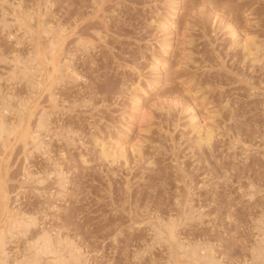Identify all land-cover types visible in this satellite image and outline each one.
<instances>
[{"label":"rangeland","instance_id":"obj_1","mask_svg":"<svg viewBox=\"0 0 264 264\" xmlns=\"http://www.w3.org/2000/svg\"><path fill=\"white\" fill-rule=\"evenodd\" d=\"M0 121L8 264H264V0H0Z\"/></svg>","mask_w":264,"mask_h":264},{"label":"bare ground","instance_id":"obj_2","mask_svg":"<svg viewBox=\"0 0 264 264\" xmlns=\"http://www.w3.org/2000/svg\"><path fill=\"white\" fill-rule=\"evenodd\" d=\"M173 15H175V14H173ZM169 23V22H168ZM162 25H164V26H166L165 24H162ZM173 25V24H172ZM171 26V25H170ZM170 26H167V27H169L170 28ZM163 27V26H162ZM232 27V30H233V32L234 33H236V32H238L237 31V29H235V27L234 26H231ZM165 28V27H164ZM173 28V27H172ZM30 29V28H29ZM166 29V28H165ZM231 30V31H232ZM30 31V30H29ZM61 37V36H60ZM248 38V37H247ZM246 38V41L244 42V44L245 45H248V42H249V39H251L252 37H250L249 39H247ZM51 40L52 41H54V40H56L55 38H54V40L51 38ZM59 40V39H58ZM248 41V42H247ZM251 41H254L253 39H251ZM55 42H59V41H54V42H52L51 44V46L53 47H51L52 49H51V51H53V49L55 48V46H56V43ZM167 42V41H166ZM82 43V42H81ZM252 43V42H251ZM166 44V43H165ZM164 44V45H165ZM171 44H172V40H169V42L166 44V51H167V49H169L170 47H171ZM252 44H254V43H252ZM59 45V44H58ZM244 45V46H245ZM250 46V45H249ZM249 46H247L248 47V49H250V47ZM254 46H256V45H254ZM58 49H59V47H58ZM45 50V49H44ZM56 50V49H55ZM50 51V50H49ZM57 52V51H56ZM52 52H48V55L49 54H51ZM58 54V53H57ZM42 56V55H41ZM49 57H50V55H49ZM36 59V58H35ZM41 60L43 59V58H40ZM40 59H39V61H40ZM34 61V60H33ZM44 61V60H43ZM53 61V60H52ZM52 63V62H51ZM54 65V64H53ZM167 65V63L165 62V61H157L156 60V62H155V67H157V68H162V67H165ZM167 68H168V66H167ZM164 70L166 69V68H163ZM162 69V70H163ZM170 69V68H169ZM167 71H168V69H167ZM166 71V72H167ZM51 77V76H50ZM53 80V79H52ZM39 84V83H38ZM37 85V84H36ZM138 100V99H137ZM139 101V100H138ZM138 101H137V103H138ZM141 101V100H140ZM136 103V104H137ZM140 103V102H139ZM135 104V103H134ZM141 104V103H140ZM26 105H27V103H26ZM23 106H25V104L23 105ZM141 109V107L139 106V105H137V108L135 109V112H138L139 110ZM25 110V109H24ZM133 110V109H132ZM28 111H29V109H28ZM142 111V110H141ZM140 111V115H142V112ZM22 113V112H21ZM22 115H23V113H22ZM30 115V114H29ZM20 117H21V115H20ZM19 117V118H20ZM29 117V116H28ZM143 117V116H142ZM134 119V118H133ZM143 119V118H142ZM20 120H21V118H20ZM19 120V122H21ZM23 120V119H22ZM40 122V121H39ZM16 123H18V122H16ZM16 123H14V124H16ZM27 124H28V122H27ZM13 126V125H12ZM12 126H10V127H12ZM16 126V125H15ZM19 126V125H18ZM28 126V125H27ZM26 126V127H27ZM17 127V126H16ZM25 127V126H24ZM23 127V128H24ZM26 127H25V129L24 130H26ZM30 129H32V128H30ZM37 129V128H36ZM11 130H13L14 131V129H11ZM10 129L8 130V131H10V134L13 132V131H11ZM4 131H6V126L4 125V123L2 122V121H0V137L2 136V133L4 132ZM24 133L25 132H27V130L26 131H23ZM21 133V132H20ZM24 133H21L22 134V136H21V134H20V136L18 137L19 139H21L22 137H24L23 136V134ZM37 133H39V132H37ZM36 133V134H37ZM8 134V133H7ZM9 134V135H10ZM34 133H31V135H33ZM26 135V134H25ZM30 135V134H29ZM4 136V135H3ZM27 136V135H26ZM34 137V139H37L36 138V135L34 134L33 135ZM209 133L207 134V136L206 137H201V139L203 138V140H207L209 137ZM21 137V138H20ZM26 138V137H25ZM6 139V138H5ZM18 140V139H17ZM21 141V140H20ZM34 141V140H33ZM39 142V141H38ZM6 143H7V140H6ZM5 143V144H6ZM39 144H41V143H39ZM6 147H7V144L5 145ZM40 146V145H39ZM39 146H37V147H39ZM106 146V145H105ZM103 151L104 152H106L107 151V149H105V147L103 148ZM107 153V152H106ZM10 157V156H9ZM9 161V160H8ZM4 165V164H3ZM8 165V164H7ZM4 168V167H3ZM5 170V169H4ZM1 175V174H0ZM6 176H4V178H5ZM58 181H60L61 182V180H58ZM5 182V181H4ZM8 188V187H7ZM1 189V188H0ZM8 190V189H7ZM8 192V191H7ZM9 193V192H8ZM10 195V194H9ZM8 195V196H9ZM10 197V196H9ZM9 201V200H8ZM2 204V203H1ZM8 204V203H7ZM10 204V203H9ZM4 205V204H3ZM3 207V206H2ZM1 207V208H2ZM11 209V208H10ZM7 210V209H6ZM12 210H13V208H12ZM10 212V211H9ZM12 212V211H11ZM15 213V212H14ZM17 213H19V212H17ZM10 215V214H9ZM18 215V214H17ZM20 215V214H19ZM22 215V214H21ZM27 215V214H26ZM5 216V215H4ZM24 216V215H23ZM25 217V216H24ZM32 217V216H31ZM6 219L7 220H11V222H9V223H11V224H9V226H11V229H15V230H18V232H20V235H21V233H25V234H27L26 233V231L28 230L29 231V227H31V225H33V224H35V221L34 220H29V221H27V220H24V219H21V218H14V219H9V218H7L6 217ZM31 219V218H30ZM32 219H34V217L32 218ZM36 220V219H35ZM2 222V221H1ZM4 223V222H3ZM172 224H174V223H172ZM8 225V224H7ZM36 225V224H35ZM166 225H168V224H166ZM165 225V226H166ZM8 226V227H9ZM167 228L166 229H168V233H170V236H172V239L171 240H173V235H174V225H169V226H166ZM9 229V228H8ZM7 229V230H8ZM157 232L161 235L162 234V231L160 230V229H157ZM6 233H8V232H6L4 229H0V264H8V262H6V260L4 259V255L5 256H8L9 254L7 253V255H6V251H5V245L7 244L6 242H8L7 240H6V236H8V234L10 235V232L8 233V234H6ZM13 233V232H12ZM24 234V235H25ZM23 235V234H22ZM36 237H37V235H36ZM31 239V238H30ZM55 239V238H54ZM58 239V238H57ZM56 239V240H57ZM61 239V238H60ZM35 240V241H34ZM31 243H33V244H28L29 245V247L31 246V247H33V246H36L37 247V250L36 251H38V252H35V254L37 253V254H39V253H46V254H53V256H54V259L55 260H53V261H57V262H55V263H53V264H62L63 263V261L65 260V257H63V256H60L61 254H60V250H61V245H62V241L61 240H57V241H54L53 239H52V237L46 232V233H42V234H40L36 239H34ZM63 240V239H62ZM28 242H30V240H28ZM66 246H67V243H66ZM262 246V247H261ZM260 247V251H259V253H258V251H257V256H258V254L259 255H264V246L263 245H261ZM31 247H30V249H31ZM181 247H183V246H181ZM28 248V247H27ZM184 248H186V247H184ZM34 249H35V247H34ZM183 249V248H182ZM188 249V248H187ZM187 249H185V250H187ZM194 249V248H193ZM28 250H29V248H28ZM32 250V249H31ZM62 250H63V248H62ZM61 250V251H62ZM184 250V249H183ZM259 250V249H258ZM35 251V250H34ZM34 251H33V253H34ZM188 251H190V250H188ZM186 253V252H185ZM190 253V252H189ZM192 256L194 257V258H197L199 255H198V252L196 251V250H192ZM41 254L38 256V257H40L41 256ZM43 254V255H44ZM25 255H26V253H25ZM33 255V254H32ZM201 255V254H200ZM30 256V255H29ZM45 256V255H44ZM190 256V255H189ZM204 256V255H203ZM35 257V259H33L32 261H30V260H25V262L27 263V262H29V263H27V264H37L38 263V257L36 258V256H34ZM193 257H192V259H193ZM200 257H202V256H200ZM206 257H208V256H206ZM31 258V257H30ZM33 258V257H32ZM49 258V257H48ZM51 258H53V257H51ZM64 258V259H63ZM199 258V257H198ZM197 258V259H198ZM205 258V257H204ZM7 259V258H6ZM50 259V258H49ZM199 259H203V257L202 258H199ZM206 259V258H205ZM9 261V260H8ZM50 261V260H49ZM210 261L211 260H209V263H210ZM21 262V261H20ZM24 262V263H25ZM31 262V263H30ZM51 262V261H50ZM65 262H66V260H65ZM23 263V264H24ZM25 263V264H26ZM206 263V262H205ZM207 263H208V261H207ZM206 263V264H207ZM208 263V264H209ZM10 264V263H9ZM17 264V263H16ZM20 264V263H19ZM50 264H52V262L50 263ZM212 264H213V261H212Z\"/></svg>","mask_w":264,"mask_h":264}]
</instances>
